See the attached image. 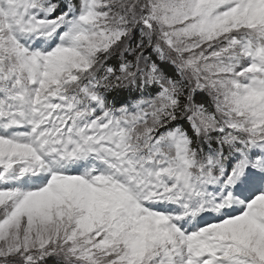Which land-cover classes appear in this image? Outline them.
I'll use <instances>...</instances> for the list:
<instances>
[{
    "label": "snow or ice",
    "instance_id": "snow-or-ice-1",
    "mask_svg": "<svg viewBox=\"0 0 264 264\" xmlns=\"http://www.w3.org/2000/svg\"><path fill=\"white\" fill-rule=\"evenodd\" d=\"M264 264V0H0V264Z\"/></svg>",
    "mask_w": 264,
    "mask_h": 264
},
{
    "label": "trees",
    "instance_id": "trees-1",
    "mask_svg": "<svg viewBox=\"0 0 264 264\" xmlns=\"http://www.w3.org/2000/svg\"><path fill=\"white\" fill-rule=\"evenodd\" d=\"M49 264H53V262L52 261H49Z\"/></svg>",
    "mask_w": 264,
    "mask_h": 264
}]
</instances>
